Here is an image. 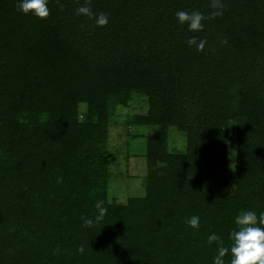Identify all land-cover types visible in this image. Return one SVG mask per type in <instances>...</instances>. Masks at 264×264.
<instances>
[{"label":"trees","instance_id":"obj_1","mask_svg":"<svg viewBox=\"0 0 264 264\" xmlns=\"http://www.w3.org/2000/svg\"><path fill=\"white\" fill-rule=\"evenodd\" d=\"M48 7L41 19L0 0V264H213L208 236L227 246L236 215L264 212V0ZM179 10L202 13L203 29L180 25ZM134 97L146 112L116 115ZM115 122L185 140L157 158L165 181L124 203L109 200ZM97 201L107 213L85 226Z\"/></svg>","mask_w":264,"mask_h":264},{"label":"rangeland","instance_id":"obj_2","mask_svg":"<svg viewBox=\"0 0 264 264\" xmlns=\"http://www.w3.org/2000/svg\"><path fill=\"white\" fill-rule=\"evenodd\" d=\"M147 102L143 97H134L128 105L118 106L116 115L124 116L145 113ZM156 128L145 125L111 123L108 146L116 154L111 166L109 200L124 203L129 196L143 193L144 183H163L165 173L158 168L162 154L184 150V137L170 128L167 138L154 136ZM234 145L231 149L234 151ZM158 158V159H157ZM157 169V170H155Z\"/></svg>","mask_w":264,"mask_h":264},{"label":"clouds","instance_id":"obj_3","mask_svg":"<svg viewBox=\"0 0 264 264\" xmlns=\"http://www.w3.org/2000/svg\"><path fill=\"white\" fill-rule=\"evenodd\" d=\"M49 0H17V10L25 15L31 14L35 17L44 19L50 15L48 7ZM77 14L93 19L97 26L108 24V15L105 13L94 14L87 6L77 8ZM214 15H222V12L216 11ZM177 22L180 25H187L190 32L201 31L204 27L202 21L204 15L199 11L187 12L179 10L175 13ZM206 41H197L195 36L187 39L189 46H195L197 50H203ZM97 214L94 217H82L85 226L91 227L100 223L107 213V208L103 201H97L95 204ZM187 223L192 228H198L200 217L193 215L188 218ZM234 225L229 232L228 240L230 243L225 246L224 241L216 233L208 236V242L216 243L217 254L213 258V264H226L224 257L230 256L228 264H264V212L257 214L256 211H242L234 218ZM83 252L81 247L78 249Z\"/></svg>","mask_w":264,"mask_h":264}]
</instances>
